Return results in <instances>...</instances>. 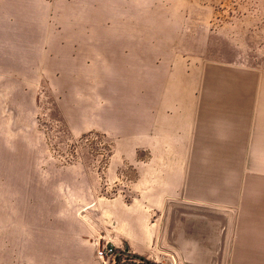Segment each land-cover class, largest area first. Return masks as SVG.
<instances>
[{
    "label": "rangeland",
    "instance_id": "1",
    "mask_svg": "<svg viewBox=\"0 0 264 264\" xmlns=\"http://www.w3.org/2000/svg\"><path fill=\"white\" fill-rule=\"evenodd\" d=\"M95 1L5 7L6 18L14 11L22 19L0 22V264L15 248L12 219L25 195L37 191L44 207L52 189L95 190L103 203L118 201V227L133 233L137 252L111 243V264H264V146L255 157L243 151L246 164L236 172L219 167L202 181L204 167H190L188 150L175 154L168 135L143 134L124 120L96 125L94 106L106 101L62 78L64 65L92 60L62 53L76 47L63 28ZM149 11L151 30L174 27L187 74L201 78L212 67L264 79V0H150ZM160 58L151 55L152 64Z\"/></svg>",
    "mask_w": 264,
    "mask_h": 264
},
{
    "label": "crops",
    "instance_id": "2",
    "mask_svg": "<svg viewBox=\"0 0 264 264\" xmlns=\"http://www.w3.org/2000/svg\"><path fill=\"white\" fill-rule=\"evenodd\" d=\"M95 2L97 8L85 10L82 19L63 28L68 43L76 47L65 45L62 53L92 60L64 65L62 78L85 87L94 100L106 101L103 109L94 106L96 125L125 123L143 134L152 129L168 135L175 154L188 150L190 167H204L202 181L219 173V167L245 165L243 151L258 156L256 150L264 146L263 78H230L212 67L201 78L193 71L187 74L175 55L182 49L174 27L163 23L151 30L150 0ZM21 4L0 0V22L20 21L14 11L6 18L5 7ZM156 54L161 61L152 64ZM172 61L170 69L167 63ZM29 192L12 219L15 248L8 247L1 264H111L96 256L98 246L135 244L133 233L118 227L115 199L103 203L95 190L52 189L45 191V206L39 207L37 191Z\"/></svg>",
    "mask_w": 264,
    "mask_h": 264
},
{
    "label": "built area",
    "instance_id": "3",
    "mask_svg": "<svg viewBox=\"0 0 264 264\" xmlns=\"http://www.w3.org/2000/svg\"><path fill=\"white\" fill-rule=\"evenodd\" d=\"M96 256L105 263L111 261L114 262L115 248L113 245L104 243L103 245L97 247ZM165 264H172V262H166Z\"/></svg>",
    "mask_w": 264,
    "mask_h": 264
}]
</instances>
